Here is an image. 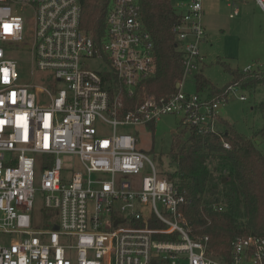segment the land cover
<instances>
[{"label":"built area","instance_id":"built-area-1","mask_svg":"<svg viewBox=\"0 0 264 264\" xmlns=\"http://www.w3.org/2000/svg\"><path fill=\"white\" fill-rule=\"evenodd\" d=\"M224 1L235 17L238 0ZM253 1L264 11V0ZM177 11L183 71L175 90L158 95L142 85L156 57L139 0L108 1L100 42L80 26L81 0H0V233L20 236L0 241V264H264V237L254 234L237 236L227 256H211L208 235L191 233L185 192L126 130L171 114L230 148L218 108L239 86L226 97L181 90L199 73L207 33L202 0ZM26 53L32 65L23 79ZM117 83L137 95L134 106L110 93Z\"/></svg>","mask_w":264,"mask_h":264},{"label":"trees","instance_id":"trees-1","mask_svg":"<svg viewBox=\"0 0 264 264\" xmlns=\"http://www.w3.org/2000/svg\"><path fill=\"white\" fill-rule=\"evenodd\" d=\"M108 1L81 0L80 26L96 42H100L106 33ZM139 3L156 57V71L142 85L146 91L164 95L175 90V82L183 71L182 55L173 33L180 14L170 0H139ZM221 63L232 75L230 83L217 87L199 72L194 77L196 91L207 89L210 97H226L225 90L233 84L256 87L264 82L263 69L239 70L224 61ZM106 77L111 79L109 74ZM137 92H142V88ZM110 93L117 95L126 108L135 104L137 95L129 96L118 83L110 86ZM254 107L263 115V125L254 132V138L264 137V100ZM221 122L226 127L222 136L229 143V149L223 147L216 134H199L185 128L180 136L186 135V140L174 143L175 149H171L175 166L172 171H165L167 177L175 180L185 192L187 201L182 210L192 235H208V252L214 257L227 256L237 236L264 237V152L253 139L237 133L226 120L221 118ZM152 124L148 123V126ZM209 155L219 157L220 169L225 172L218 181H214L206 164ZM218 206L222 210H218Z\"/></svg>","mask_w":264,"mask_h":264},{"label":"rangeland","instance_id":"rangeland-1","mask_svg":"<svg viewBox=\"0 0 264 264\" xmlns=\"http://www.w3.org/2000/svg\"><path fill=\"white\" fill-rule=\"evenodd\" d=\"M170 1L173 7L179 9L181 4L190 0ZM236 5L239 13L229 18L231 7L224 0H202V20L207 38L199 45V53L202 56L199 72L217 87H224L232 80V75L224 69L222 61L229 64L231 68L239 70L247 65H251L255 71L264 70V11L253 0H238ZM31 65L29 53L20 55L18 72L21 78L30 77ZM91 67L98 70L107 69L106 64L96 61L91 62ZM43 74L37 72L36 79H40ZM181 90L194 93L197 90L195 78L186 79ZM199 92L204 94L207 89ZM240 95H243L245 99L240 100ZM262 100H264V82L256 87H235L228 92L225 102L218 108V114L237 133L253 139L258 149L264 152V137L254 138V132L263 125V115L254 106ZM222 126L226 129L225 125ZM183 129L185 128L181 125L179 116L166 114L152 126L136 125L126 130L137 137V147L148 152L159 169L170 172L175 166L170 155L171 149H175L173 144L186 140V135L180 136ZM206 164L213 174L214 181H218L220 175L225 173L220 169L218 156L209 155ZM68 165H71V162L65 160V166ZM41 205L42 197L36 194L34 214L37 218ZM19 237L17 234L0 233V241L6 243L18 240ZM210 255L214 257L213 254Z\"/></svg>","mask_w":264,"mask_h":264},{"label":"snow or ice","instance_id":"snow-or-ice-1","mask_svg":"<svg viewBox=\"0 0 264 264\" xmlns=\"http://www.w3.org/2000/svg\"><path fill=\"white\" fill-rule=\"evenodd\" d=\"M6 30L8 29V26H5Z\"/></svg>","mask_w":264,"mask_h":264},{"label":"crops","instance_id":"crops-1","mask_svg":"<svg viewBox=\"0 0 264 264\" xmlns=\"http://www.w3.org/2000/svg\"><path fill=\"white\" fill-rule=\"evenodd\" d=\"M177 10H179V9H177Z\"/></svg>","mask_w":264,"mask_h":264},{"label":"water","instance_id":"water-1","mask_svg":"<svg viewBox=\"0 0 264 264\" xmlns=\"http://www.w3.org/2000/svg\"><path fill=\"white\" fill-rule=\"evenodd\" d=\"M55 228H56V226H55Z\"/></svg>","mask_w":264,"mask_h":264}]
</instances>
